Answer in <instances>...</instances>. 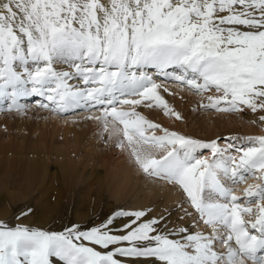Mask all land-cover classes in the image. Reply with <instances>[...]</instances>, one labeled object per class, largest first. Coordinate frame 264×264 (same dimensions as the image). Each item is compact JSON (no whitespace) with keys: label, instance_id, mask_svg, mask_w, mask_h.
Masks as SVG:
<instances>
[{"label":"snow or ice","instance_id":"snow-or-ice-1","mask_svg":"<svg viewBox=\"0 0 264 264\" xmlns=\"http://www.w3.org/2000/svg\"><path fill=\"white\" fill-rule=\"evenodd\" d=\"M165 83L264 123V0H0V111L39 98L54 115L87 113L182 197L175 219L118 209L59 231L0 220V264H264V135L238 146L152 122L139 109L181 119Z\"/></svg>","mask_w":264,"mask_h":264},{"label":"bare ground","instance_id":"bare-ground-1","mask_svg":"<svg viewBox=\"0 0 264 264\" xmlns=\"http://www.w3.org/2000/svg\"><path fill=\"white\" fill-rule=\"evenodd\" d=\"M170 98L175 100L176 106L180 104L181 97L171 94ZM182 99L188 103L191 102L192 97L184 96ZM22 102L28 104L27 101ZM140 111L147 119L157 117L159 122L161 121L162 111L160 110L152 109L145 112L146 109L141 108ZM4 115L19 117L16 112H7ZM25 115V120L43 116V118L46 117L48 125L53 126L54 123H57L64 127L54 126L52 129H47L48 126L38 125L44 129L40 128L36 137L38 143L32 149L18 145L13 139H8L7 142L0 140V206H15L18 211L22 205L37 204L41 211L39 222L41 224L44 221L48 223L44 219L47 217L46 211L54 210L56 206L51 204L50 198L54 197L58 200L57 189L61 185L68 188L67 184H69L67 204L75 201V194H77L75 189L78 190V193L86 191L90 193L84 196L77 194V199L85 210L82 218H85L87 214L94 213L98 209V205L105 202L106 196H110L112 200L128 202L138 207L152 204L155 210L158 209V206H167L171 208L173 214H182L177 207L172 209L175 202L178 204L180 202L178 200L180 195L178 196L175 188L145 176L139 170L134 169L137 168L136 166L130 167L129 162L125 159L114 162L109 160L111 145L115 144V137L106 143L108 134L103 133L102 127L97 121L84 124L81 122L82 119L78 118L80 114L72 116V118L59 117L49 111L36 108L34 103L28 104ZM36 127L35 125L30 126V129H36ZM59 129L62 132L59 136L62 143L60 148H53L54 140L59 138L57 137ZM69 134L73 136L72 141H69ZM68 146L76 156L80 155L81 159L71 157L72 153L66 151ZM119 151L128 155L125 151ZM49 164L57 165L55 167L57 169L48 170ZM249 179L247 183L240 186L246 188L248 184L258 182ZM6 202L7 204H3ZM72 220L70 217L66 219L65 223ZM80 222L85 225L90 224L87 219H82Z\"/></svg>","mask_w":264,"mask_h":264},{"label":"rangeland","instance_id":"rangeland-1","mask_svg":"<svg viewBox=\"0 0 264 264\" xmlns=\"http://www.w3.org/2000/svg\"><path fill=\"white\" fill-rule=\"evenodd\" d=\"M164 87H167L170 89L171 93H173L176 97H181L180 99V104L176 106L177 103H175V100L173 98H170L171 95L168 93H163L165 99H167V102L169 103L170 107H172L176 112H178L181 116L180 120H176L174 117L167 116L163 113L162 110L157 109L162 111L160 115L161 121L159 122V118H149L154 123L161 124L163 127L168 128L169 130L176 131L182 135L192 137L195 139L199 140H211V139H216L217 137H234L238 138L234 140V143L238 145H244L248 146L246 143V138L247 137H252V136H259V135H264V123L259 122L257 116L252 113H248L246 115L243 114H233V113H225V112H217L215 110H208L203 107H201V103H206V97H201L198 95H195L192 92H189L187 89L181 88L176 84L172 83H165ZM184 96H189L192 97L191 102H184L182 97ZM39 99V98H38ZM170 99V100H169ZM173 101H172V100ZM35 98H31L27 100L28 104H32ZM185 105V107H183ZM140 110V109H139ZM149 109H146L145 112H147ZM8 111H1L0 113V140L2 142H7L8 139H13L18 145H22L27 148H33L34 146L37 145V134L41 129H44L42 127H46L47 129H52L54 126L62 128L64 126L57 125V123H54L53 126L48 125V121L46 120V117L43 118V116H38L37 117H31L30 119L25 120V114H19L18 118L17 116L14 117H9L6 114ZM15 113V112H11ZM87 113H80V116H78L79 119H82L81 122L84 124H90L94 120H87L84 119L83 117L86 116ZM59 117H65V118H72L71 115L69 116H59ZM171 119V120H170ZM9 120V121H8ZM32 120V121H30ZM256 121V123H253L252 121ZM47 121V122H46ZM50 122V121H49ZM52 123V122H51ZM166 126H165V125ZM37 126L36 129H30V126ZM38 125H42V127H38ZM41 128V129H40ZM59 129V133L57 137L61 136L62 132ZM105 133V132H103ZM73 136L69 134V141H72ZM62 143V140L60 137L54 140L53 148H60ZM115 144H112V148L110 151V158L109 160L111 162H114L116 160H126L129 162L130 167L134 168V163L132 160L129 158L128 155L125 153H121L119 148L114 146ZM66 151L72 153L70 154L71 157L74 158H80V155H75L72 151L71 148L68 146ZM52 163V162H50ZM57 166V165H56ZM55 165L53 166L52 164L48 165V170H56L57 168ZM135 170L138 171L137 168H134ZM140 176V175H139ZM250 180V179H249ZM59 184V181H57ZM166 184V183H165ZM168 185V184H166ZM239 185L234 186L235 190L237 191V194L240 195L243 192V187ZM169 186V185H168ZM240 186V187H238ZM59 187V186H58ZM62 187V188H61ZM57 189L58 191V200L55 199L54 197L50 198L51 204L56 205L54 207V210H48L46 211L47 217L44 219L47 220L48 223L44 221V223L39 222L40 218V208L39 205L37 206L34 204H31L29 206L27 205H22L19 207L18 211H16L15 206H0V220L8 222L9 224H17V223H22L25 225H29L31 227H36V228H44V229H51V230H62L63 226L69 224V223H79L81 225H85L83 222H80L82 219H87L88 223L90 224H98L102 220L105 219V217L109 216L112 214L115 210L118 209H139V208H151L154 210V214L158 213L159 211L168 209L170 210L171 208H168L167 206H158V209L153 208L152 204H148L143 207H138L134 206L128 202H120V201H115L110 198V196H106L105 202L101 203L98 205V209L94 211V213L90 214H85V218H82V216L85 213L84 206L80 204V201L77 199V194H80L81 196L84 195H89V191L86 192H80L78 193L77 189H75V201L73 203L67 204V198L69 197L68 195V190H69V184H67L66 188L64 185H61ZM52 190V189H51ZM54 190V189H53ZM70 191V190H69ZM55 192V190H54ZM177 192V191H176ZM178 193V200H181V194ZM145 194V193H144ZM52 196V195H51ZM55 200V201H54ZM3 204H7L3 203ZM174 207L178 208V203L175 202L173 204V210ZM22 208V209H21ZM28 208L32 209V212L27 215L26 217H22L21 219H17V217L20 215L22 211L27 210ZM176 211V208H175ZM179 214L174 213L172 219H175L176 216ZM77 219V220H72L69 223H65L66 219L69 218ZM43 218V217H42ZM79 220V221H78Z\"/></svg>","mask_w":264,"mask_h":264}]
</instances>
